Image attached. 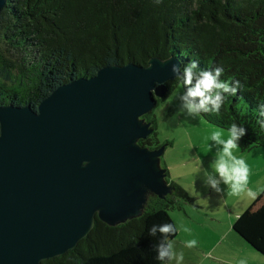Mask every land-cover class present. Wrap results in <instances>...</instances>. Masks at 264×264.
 Here are the masks:
<instances>
[{"label":"trees","instance_id":"trees-1","mask_svg":"<svg viewBox=\"0 0 264 264\" xmlns=\"http://www.w3.org/2000/svg\"><path fill=\"white\" fill-rule=\"evenodd\" d=\"M154 56L174 57L181 68L191 60L200 68L221 66L222 80H239L243 87L225 99L219 114L200 116L226 130L243 126L239 151L264 149L257 123L264 105V0H6L0 12V105L36 109L61 84L108 65L145 66ZM165 84L157 103L181 82L174 77ZM146 116L153 131L140 143L157 147L153 109ZM166 173L173 195L151 197L140 217L116 226L95 218L73 249L39 264H161L155 251L160 234L150 236L149 229L163 223L177 229L172 212L195 205ZM231 227L264 256V189Z\"/></svg>","mask_w":264,"mask_h":264},{"label":"water","instance_id":"water-1","mask_svg":"<svg viewBox=\"0 0 264 264\" xmlns=\"http://www.w3.org/2000/svg\"><path fill=\"white\" fill-rule=\"evenodd\" d=\"M176 63L108 65L57 86L36 109L0 105V264H39L73 249L95 218L116 226L151 197L173 195L167 143L140 139Z\"/></svg>","mask_w":264,"mask_h":264},{"label":"rangeland","instance_id":"rangeland-1","mask_svg":"<svg viewBox=\"0 0 264 264\" xmlns=\"http://www.w3.org/2000/svg\"><path fill=\"white\" fill-rule=\"evenodd\" d=\"M182 92V85H176L163 100L156 103L153 114L156 119V132L160 145L167 143L162 155L163 165L169 167L168 170H170L173 177L180 176L179 181H177L189 192V195L199 194L195 200V205L186 204L183 211L172 212L180 227V219L183 221L180 235L186 237V241H189L196 240L197 231H203L204 229L206 231L212 226L215 230L227 229L231 224L229 219L232 220L236 214L247 208L256 196L262 192L264 189V155H258L257 148L244 152L247 156L249 154L248 160H246L250 168L248 188L255 193L254 197L249 196L247 192L238 196L230 195L227 186L223 184L220 186L222 190L227 189L224 191V195H220L206 186L204 171L201 170V167L208 171L209 161L212 160L207 155L210 151L215 154L219 147L214 146V142L211 141V134L214 131H222L223 137L226 139L228 130L208 123L200 115L194 118L188 117L180 110L178 95ZM260 149L264 151L263 148ZM205 210L213 213L212 216L215 217V220H204L206 217L203 215ZM185 221L186 223H184ZM185 227L190 231L185 232L183 230ZM176 237L178 238V236ZM205 240L204 237L201 244ZM174 246L177 253H183L184 259L181 264H188L193 260V254L189 251V257L187 258L185 250L188 249L186 247H182L183 245ZM161 264H164V262ZM169 264H176V261L173 260Z\"/></svg>","mask_w":264,"mask_h":264},{"label":"clouds","instance_id":"clouds-1","mask_svg":"<svg viewBox=\"0 0 264 264\" xmlns=\"http://www.w3.org/2000/svg\"><path fill=\"white\" fill-rule=\"evenodd\" d=\"M170 71L183 85L184 91L178 95L180 110L188 117H196L201 113L219 114L225 99L228 96H235L237 91L243 86L239 80H222L224 69L217 66L214 69L200 68L198 61L191 60L183 68L176 63L172 64ZM259 116L257 121L264 129V105L259 106ZM246 129L236 123L231 124L228 129V136L225 139L222 131H214L211 134V141L214 146H219L217 156L214 160V171H204V182L216 193L223 190L221 184L227 186L232 195H240L247 192L249 196L255 193L248 188L250 168L243 158L234 155V150L239 147L238 141L246 135ZM190 231L188 228L183 229ZM177 231L171 223L153 224L149 229V235L155 237L160 234V240L155 245L156 259L169 264L175 260L176 264H181L184 259L183 253L175 251L174 241L169 237ZM197 244L195 239L185 243L188 248H193ZM240 264H245L244 260Z\"/></svg>","mask_w":264,"mask_h":264},{"label":"crops","instance_id":"crops-1","mask_svg":"<svg viewBox=\"0 0 264 264\" xmlns=\"http://www.w3.org/2000/svg\"><path fill=\"white\" fill-rule=\"evenodd\" d=\"M256 151L258 155L260 156L264 155V151L262 149L257 148ZM234 155H236L237 157H242L245 161L248 160L249 157V154L247 156L244 154V152H241L239 150H234ZM216 156H217V152H215L214 154L213 151H210L209 154L207 155V157L210 158V160H212L209 161L210 163L207 167L208 171H214V160ZM167 169H169V167ZM168 171H169L170 179L179 181L180 176L173 177L170 173V170ZM225 190L227 189H224L219 194L224 195ZM228 191H229L228 193L232 195L229 189ZM197 195L199 196V194L196 195L190 194V196H192L195 200L197 199ZM199 213H203V212H199ZM203 215L206 216V217L203 216L205 217L204 220H215V217L212 216L214 214L209 211L205 210ZM208 215H210V217H208ZM172 216L178 229L176 235L178 236V238L175 236L172 239V241H174V245H183L182 247H186L185 246V243L187 242L186 237L180 235L182 232L183 221L180 219V223H181V227H180L179 223L176 220L175 215ZM229 221L231 224L228 226L227 229L221 228L215 230V228H212L213 227L212 226L206 231L204 229L203 231L196 232V241H197L196 246L193 248L186 247L188 250H185V253L187 254V258L189 257L188 251L193 254V260L188 262V264H240L241 260H244L245 264H264V257L262 255H259L256 251H254L243 240V238H241L232 229L231 225L233 219L232 220L229 219ZM184 223H186V221ZM204 237L206 240L204 241V243L201 244Z\"/></svg>","mask_w":264,"mask_h":264}]
</instances>
